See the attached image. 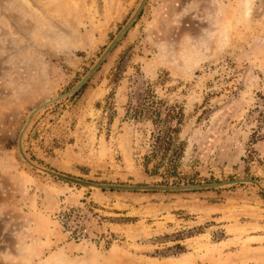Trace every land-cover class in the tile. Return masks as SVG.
<instances>
[{
    "label": "rangeland",
    "instance_id": "374dc122",
    "mask_svg": "<svg viewBox=\"0 0 264 264\" xmlns=\"http://www.w3.org/2000/svg\"><path fill=\"white\" fill-rule=\"evenodd\" d=\"M140 2L0 0L1 183L18 182L43 203L74 188L81 203L58 216L106 264H264V193L253 184L105 190L112 197L100 205L91 197L99 190L45 175L18 152L31 111L90 72ZM23 149L45 168L100 183L264 186V0H148L88 82L35 114ZM84 204L77 234L68 211Z\"/></svg>",
    "mask_w": 264,
    "mask_h": 264
},
{
    "label": "crops",
    "instance_id": "0c3cea01",
    "mask_svg": "<svg viewBox=\"0 0 264 264\" xmlns=\"http://www.w3.org/2000/svg\"><path fill=\"white\" fill-rule=\"evenodd\" d=\"M1 182L3 180H0V251L4 252L6 264H106L104 255H99L97 244L90 239L73 238L58 216L68 205L81 203V195L74 192V188L61 186L63 199L53 196L43 203L39 197H27L22 184ZM91 197L104 205L112 196L99 191L92 192ZM249 212L247 214L252 216L258 211ZM260 223L262 231L257 238L264 244V220ZM111 229L118 233L122 227L114 224Z\"/></svg>",
    "mask_w": 264,
    "mask_h": 264
},
{
    "label": "water",
    "instance_id": "95a60500",
    "mask_svg": "<svg viewBox=\"0 0 264 264\" xmlns=\"http://www.w3.org/2000/svg\"><path fill=\"white\" fill-rule=\"evenodd\" d=\"M148 0H141L140 4L126 22V24L121 28V30L117 33L114 39L110 42V44L106 47L104 52L101 54L100 58L93 66V68L88 72L74 87L70 90L61 94L59 96L53 97L51 99L46 100L45 102L41 103L39 106L34 108L31 113L29 114L26 123L22 127L18 140H17V147L18 152L21 158L33 169L48 175L54 179L64 181L66 183L76 185L79 187H85L88 189H95L99 191H125V192H177V191H193V190H203V189H212V188H220L240 183H250L257 186L263 193H264V186L260 184L257 180L252 178H237V179H230L225 181L219 182H211V183H201V184H186V185H175V186H166V185H153V184H146V185H122V184H109V183H100L95 181L86 180L83 178H78L74 176L65 175L48 168H45L33 160H31L25 153L23 149V137L25 132L27 131L30 123L33 120L35 114L41 110L42 108L50 105L56 101H59L63 98H66L75 92H77L80 88L84 86L85 83L98 71L100 66L104 63L107 57L111 54V52L115 49L118 43L122 40V38L127 34V32L132 28L138 17L140 16L141 12L143 11L144 7L146 6Z\"/></svg>",
    "mask_w": 264,
    "mask_h": 264
},
{
    "label": "built area",
    "instance_id": "2783aa9c",
    "mask_svg": "<svg viewBox=\"0 0 264 264\" xmlns=\"http://www.w3.org/2000/svg\"><path fill=\"white\" fill-rule=\"evenodd\" d=\"M87 212H90L87 206L84 204L78 208H73L69 210L70 223L74 224L73 231H76L77 234H81L84 231L81 229L86 222L88 221Z\"/></svg>",
    "mask_w": 264,
    "mask_h": 264
},
{
    "label": "trees",
    "instance_id": "16d2710c",
    "mask_svg": "<svg viewBox=\"0 0 264 264\" xmlns=\"http://www.w3.org/2000/svg\"><path fill=\"white\" fill-rule=\"evenodd\" d=\"M141 94L139 93L138 94V98H139V105H143V106H148V107H151L152 111L151 113H156L157 115L160 114L159 112V109H157L155 106H157V102H155L154 100H150L148 95H142L141 97ZM168 116L170 114H167ZM166 120V119H165ZM162 121V120H161ZM164 123V122H163Z\"/></svg>",
    "mask_w": 264,
    "mask_h": 264
},
{
    "label": "bare ground",
    "instance_id": "6f19581e",
    "mask_svg": "<svg viewBox=\"0 0 264 264\" xmlns=\"http://www.w3.org/2000/svg\"><path fill=\"white\" fill-rule=\"evenodd\" d=\"M242 20H243V16H242V10H241V13H240V15L238 16V18H237L235 24H238V22H239V21H242Z\"/></svg>",
    "mask_w": 264,
    "mask_h": 264
}]
</instances>
